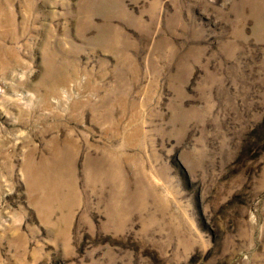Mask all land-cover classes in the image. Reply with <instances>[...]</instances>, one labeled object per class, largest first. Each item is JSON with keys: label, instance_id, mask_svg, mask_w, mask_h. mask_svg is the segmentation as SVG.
<instances>
[{"label": "rangeland", "instance_id": "1", "mask_svg": "<svg viewBox=\"0 0 264 264\" xmlns=\"http://www.w3.org/2000/svg\"><path fill=\"white\" fill-rule=\"evenodd\" d=\"M0 264H264V0H0Z\"/></svg>", "mask_w": 264, "mask_h": 264}]
</instances>
